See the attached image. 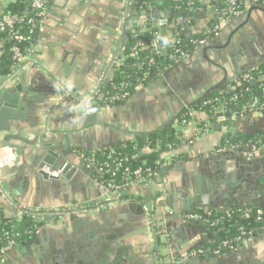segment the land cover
<instances>
[{
	"label": "crops",
	"instance_id": "crops-1",
	"mask_svg": "<svg viewBox=\"0 0 264 264\" xmlns=\"http://www.w3.org/2000/svg\"><path fill=\"white\" fill-rule=\"evenodd\" d=\"M13 1L0 0V16ZM123 2L124 0H46L44 14L36 23L32 53L33 57L41 60L42 67H19L7 80L0 75V84L4 83L3 86L10 89L11 96L19 100V109L22 110L20 116L10 121V132L20 130L28 138L36 136L37 141L34 146H25L21 156L2 170L0 220L17 218L19 209L23 206L34 208L63 203L76 205L100 197L104 192L103 183L93 170H85L86 154H98L117 143L145 137H135L134 134H145L167 122L175 114V110H179L180 105L192 102L206 88L215 84L217 79L214 76L222 72L217 64L225 68L227 75L234 74L235 64L239 62L231 61L228 47L233 44L225 46L228 35L226 32L232 31L231 28L236 25L230 24L237 19H244L246 12L212 33L209 43L219 46L217 49H210V58L214 63H208L202 56V50L197 48L198 56L195 61H189L188 65L171 75L173 68L183 58L167 71L165 75L169 76L164 78L167 87L159 86L150 91H145L146 86L139 87L119 103L100 106L95 114V122L86 125L85 114L89 113L83 109L86 105L89 107L95 103L89 96L91 90L105 72L108 71L109 75L113 69L116 29ZM257 2H261L264 7V0ZM212 3L213 9H209L206 4L193 9L194 13L203 11V16L187 13V25L182 23L177 26V19H171L164 27L165 31L168 34L178 30L190 32L199 29L200 32L195 35L206 33L211 29L212 23L216 25L223 21L222 15V18L211 22L217 14H222L216 10L218 4L214 1ZM262 15L264 16V11L260 10H255L250 15L249 21L252 20V23L255 19L263 21V27H257L254 31L257 32L255 36L244 38V41L234 39V45L240 48L244 60L249 57L245 55L247 51L251 52L250 60L257 62L264 58ZM219 32H222L220 38ZM217 37L213 42L212 39ZM1 49L0 45V55ZM59 82L65 83L69 92L62 90ZM203 119L199 114L193 123L180 129L178 119L168 125L172 126L176 134L177 145L162 154L163 157H169V162L161 166L155 181L151 182L146 178L130 180L120 189L121 194L128 197L123 201L134 199L145 210H148V205L152 206L153 222L147 217V235L141 232L137 234L142 218L130 210L117 211L106 219L90 218L84 222L82 229L75 223L79 218L67 217L60 222L44 223L43 225L58 226V229L49 228L38 245L34 242L35 235L21 241L26 244L17 257L6 260L5 264H101L102 259L105 264H130L134 260H139L137 264H149L150 257L146 256V247L139 243V238L148 241L154 252L150 264H190L183 261L189 256H196L191 253L209 238L208 224L201 218H190V215L218 208L229 210L222 205L217 208L207 207L222 202L218 200L219 193L211 176H214L218 168L226 175L234 173L235 180L227 182L233 188L244 177L255 176V172L259 170L223 151L220 148L222 135L228 132L247 137L264 131V112L256 108L233 116L228 124L224 122L207 129L201 124ZM4 125L5 122L0 117V126ZM6 132L0 129V142ZM45 144H51L59 153L66 152L67 146H70V151L62 157L65 164H70L69 171L73 169L74 174L67 180L65 187H61L59 181L45 179L35 173L36 150ZM148 151L150 149L145 147L141 153ZM259 165L264 167V162ZM46 172L49 177H58L54 169ZM201 179H204V184ZM242 190L227 192L229 195L234 194L232 202H249L244 201ZM243 206L245 205L238 207ZM93 213L86 216H93ZM197 222H201L204 228L196 225ZM107 226L112 233L121 230V238L112 242L105 240L103 236H110V233L102 231ZM258 236L259 233L250 237L254 239L248 244L244 242L246 238L243 239L244 244L239 242L234 249L237 252L235 258L206 264H241L246 261L248 264L261 263L264 259V240L255 243ZM226 252L229 253V250ZM139 255L143 260L139 259ZM198 256L203 258L205 255Z\"/></svg>",
	"mask_w": 264,
	"mask_h": 264
},
{
	"label": "trees",
	"instance_id": "trees-1",
	"mask_svg": "<svg viewBox=\"0 0 264 264\" xmlns=\"http://www.w3.org/2000/svg\"><path fill=\"white\" fill-rule=\"evenodd\" d=\"M191 1L192 5L188 4L189 0H129L128 16L124 24L125 30L120 38L124 46V51L121 55L122 60L117 66L113 67L110 74L98 85L97 92L92 98L95 104L105 106L119 103L126 98L123 95L126 94L129 97L137 88L146 86L160 76L165 75L172 66L177 65L183 59L184 55L191 54L197 48V40L206 39L208 41L213 36L211 32L194 36H185L183 32H179V36H175V32L167 34L165 29L158 25V21L161 18L147 17L144 13L151 10H163L166 12L171 9L177 10L178 8L188 11L190 6L194 8L198 6L196 1L194 3L193 0ZM253 2L254 0H220V3L215 5L216 10L223 15L222 19L229 23V21L235 19L227 10L230 4L234 9L240 10L244 14L247 7L254 4ZM4 13L23 16L24 22L17 24L15 30L29 38V41L18 42L9 38L8 29L0 31V45L2 46L0 75L3 79H6L15 70V59L13 58V52L10 50L11 47L15 45L21 51H24L30 43L35 42L38 17L34 15L30 0H14L6 7ZM29 17L36 19L33 26L25 24ZM169 21L171 20L169 19ZM214 24L212 23V27H214ZM155 35L158 36L159 44L163 43L167 46L166 50L161 53H156L151 46ZM245 75H249L251 80H245ZM251 101L254 102L252 108L264 112L261 106L264 101V64L248 69L239 76L237 81L227 83L210 92L203 101L190 108L202 115L204 119L201 124H203L206 118L214 120L218 114L223 113L216 109L217 106L222 105L225 108L224 113L229 117L226 122L228 124L232 117L241 114L243 108L248 106ZM186 112L187 110L181 114L178 118L179 121L185 118L184 114ZM176 141V134L172 126H168L150 136L117 143L101 153L86 154L84 157L91 160L94 172L100 175L103 183L107 184L113 181L122 187L125 184L123 181L125 176L123 170L125 168L133 171L137 168L145 169L149 167L157 174L161 168L160 164L163 162L161 159L162 154L175 148L177 145ZM220 144V148L223 151H226L230 146L236 149H249L254 144L258 148L259 153L262 154L264 153V131L247 137L226 132L222 135ZM145 147H148L150 151L142 154L141 151ZM117 163H120V166H117ZM105 167H108V170ZM155 176L146 179L152 182L155 181ZM120 197L121 199H128L123 194ZM147 207H149L148 212L152 215V206L148 205ZM257 209H261L264 214V207L257 208L248 205L243 207L234 206L228 211L219 208L211 209L209 211L211 215L206 219L209 238L199 244L198 248L207 253L217 249L228 251L226 246L237 243L235 239L240 236L242 231H251L253 235L260 233L264 227V216L261 220L253 217L250 219L242 217L246 210ZM200 214L204 217L205 213L200 212ZM210 223L214 224L209 225ZM36 225L37 223L30 218L21 220H16L15 218L1 219L0 248L10 238L19 243L33 237Z\"/></svg>",
	"mask_w": 264,
	"mask_h": 264
},
{
	"label": "water",
	"instance_id": "water-1",
	"mask_svg": "<svg viewBox=\"0 0 264 264\" xmlns=\"http://www.w3.org/2000/svg\"><path fill=\"white\" fill-rule=\"evenodd\" d=\"M199 4L203 3L208 5L207 7L209 9H213L214 8V4L212 3V0H202L201 2H198ZM216 4H219V1L215 2ZM263 4L261 2H257L253 5H251L248 10L245 13V18L244 19H237L235 21L232 22V24L230 25H236L235 28L232 29V31L230 32H226L228 35L226 37V44L225 46L231 45L230 47H228V51L230 52L229 55L231 56V61L234 62H239L236 65V70L234 71V74L232 75H227V72L225 70V68H223L222 66H220L219 64H217V67H221L222 72L219 74H216L214 76L215 79H217V81L215 82V84L209 86L208 88L205 89V91L195 100H193L192 102H185V105H179L181 106L178 110V108L175 110V114L164 124H162L161 126L157 127L156 129L147 132L145 134H134L135 137L137 136H150L156 132H158L159 130H161L162 128L170 125L172 122H174L175 120H177L181 114L186 110V108H190L191 106L203 101L210 92L217 90L218 88H220L221 86L227 84V83H233L235 81L238 80L239 76L243 73H245L248 69L251 68H255L258 67L262 64H264V58L259 59L257 62L250 60L249 57L251 56V52L247 51L245 55L249 56L248 59L244 60L241 52L239 51L240 48L236 47V45H234V39L236 40L237 38L241 39L242 41H244L243 39L245 38V34L247 35V33L249 32L251 34V36H255L256 33H252V20L249 21L250 19V15L252 12H255V10H260V11H264V7L262 6ZM146 14L147 17L153 16V17H159V18H169V19H174L176 21L175 24L180 25L182 23H185L187 25V23L185 22V16L187 13L189 14H193L194 11L193 9H189L188 11H184L183 9L180 10H175V9H171L168 10L166 12H164L163 10H151L149 12H144ZM195 15L197 14V16H203L204 12L200 11V12H196L194 13ZM263 16V15H262ZM264 17V16H263ZM222 18V14H217L216 17H213L211 19V22L216 21L217 19ZM165 27V26H163ZM179 29V28H177ZM248 31V32H247ZM200 32L199 29L197 30H192L190 32L188 31H183L185 36H192L195 34H198ZM171 34V33H168ZM222 35V32L218 33V37L220 38V36ZM217 38H213V42L216 41ZM255 39L254 38V42L255 43ZM211 41V39L209 40ZM205 42L204 44H201L199 46H197L198 50L199 48H201L203 54V58L205 60H207L208 63H214L212 61V59L210 58V49H217L219 46L217 44H213V43H209ZM197 48L189 55H187L181 62L179 65L175 66L173 68V72L170 73L171 75L173 73L178 72L179 68H183L186 65H188L189 61H195V58H197L198 54V50ZM213 48V49H212ZM239 51V52H238ZM237 52V53H235ZM214 71V70H212ZM215 72V71H214ZM169 75H162L159 78H157L156 80L152 81L151 83H149L148 85H146V90H151L154 89L155 87H167L164 83V78L167 79ZM6 86H2L0 88V117L2 118V120L5 122L4 126H0L1 130H5L7 131L6 134H4L2 141L0 142V148H6V149H10L14 152L15 157H20L22 154V151L24 150L25 146H34L36 144V136L33 138H28L26 136H24L20 130H16V131H11L10 132V121L13 120L14 118H16V116H20L21 111L19 109V100L15 99L11 96V92L9 91V88H5ZM144 92V90L142 91ZM170 95V92H169ZM93 105V104H92ZM88 106L86 105L85 108H87ZM84 108V109H85ZM96 119V115L95 114H85V124L89 125L92 124L93 122H95ZM249 149L246 148H241V149H236V148H228L226 150V153L229 154L232 158H235L238 161H241L243 164H251L254 166L255 169H259L258 171L255 172V176L252 175L249 176L247 175L246 177H244L240 184H238L236 187H230L229 184L227 183L228 181L232 182L235 180V174L232 173V175H226L225 172L218 168L215 171L214 176H211V180L212 182L216 185L217 187V192L219 194L218 195V200L222 201V202H217V203H212L214 205H207V207L212 206V207H221L218 205H222V207H228L229 209L232 208L233 206H239V205H248L251 207H257V208H263L264 207V167H260V162H264V154L258 153L257 155L250 157L247 155V151ZM70 151V146H67L66 152H56L53 148V146L51 144H45V145H41L37 150H36V170L35 173L40 176H42L45 179H54L56 181L60 182L61 187H65L64 185H66L67 180H69V178L72 176V174H74V170H70L69 171V167L70 164L69 163H64L65 159L62 157L64 155H66V153H68ZM64 165V166H63ZM85 166V170L90 171V169ZM167 167V166H166ZM51 170L54 169L55 172L59 171L58 173V177H49L48 172H46L47 170ZM75 169V168H74ZM68 172V173H67ZM62 175H65L64 177ZM221 181H220V179ZM102 182V180H101ZM202 184H204V179H201ZM247 184H249V186H247ZM244 190V192L241 194L242 196H244V201L245 200H249V202H239V200H237V202H232V199L234 198V194H227L228 191L230 192H234L235 190ZM242 190V191H243ZM221 198V199H220ZM52 205H72V204H52ZM195 205V204H193ZM51 206V205H49ZM37 207V206H36ZM125 210H130L132 213L136 214L137 216H140L139 218H142V222H141V228H137V234L138 233H144L145 235H147V230H148V220H147V213L145 208L143 207V205L141 203H139L138 201L134 200V199H129V200H124L116 205L111 206L108 209L105 210H99L94 212L92 215L93 216H86V217H82L79 218L78 220H76V224L79 225V228H83L84 222H86V220H90V218H94V217H102L104 219H106L108 216H113V214L117 211H125ZM198 226H201V228H204L203 224L201 222H197L195 223ZM51 227L53 228H57L58 226H52L49 224H45L42 225L38 228L37 232L35 233V245H38L41 241V239L44 238V236L46 235L47 231L49 230V228L51 229ZM104 233H110V236H103L105 238V240H110L111 242L114 241L115 239H120L121 238V234L122 231L121 230H115V233L111 232V229L109 226H107V228H103L102 230ZM101 231V232H102ZM207 231L208 228H207ZM254 238H246L244 240V242L246 244H248L249 242H253ZM247 240V241H246ZM264 240V231H261L259 233V236L255 239V243L258 241ZM243 244V240L241 241ZM139 243L140 244H144V246L146 247V256L150 257L154 254L153 250L151 249L149 242L146 240H143L142 238H139ZM26 244V242H19L18 244H16L12 249L8 250L7 252H5L0 260V264H5V261L10 259V258H16L18 255V252L21 251L22 246H24ZM238 247V244L235 246V248ZM32 250V247L30 248ZM138 250V248H136ZM36 250V247H35ZM31 252V251H30ZM226 251H219L217 253H215L214 255H212V253L206 254L203 258H201L200 256L196 255V256H189L188 258H185V260L183 261V263L189 262L190 264H196V263H200V264H206V263H213L215 261H221L224 260L226 258H235L237 256V252L234 249L229 250V253L225 254ZM150 258H149V264H150ZM139 259L141 260L142 257L139 255ZM154 259V258H152ZM143 260V259H142ZM139 260H134V261H130V264H137ZM105 262V261H104ZM103 262V259L101 260V264H105ZM153 262V261H152ZM144 263V262H143ZM254 264H257L256 262H253ZM57 264V263H54ZM59 264V263H58ZM258 264H264V259L261 260V263Z\"/></svg>",
	"mask_w": 264,
	"mask_h": 264
},
{
	"label": "built area",
	"instance_id": "built-area-1",
	"mask_svg": "<svg viewBox=\"0 0 264 264\" xmlns=\"http://www.w3.org/2000/svg\"><path fill=\"white\" fill-rule=\"evenodd\" d=\"M197 2H201L202 0H193ZM214 2H216L217 0H212ZM258 0H254V2H257ZM30 4H31V8L34 10V15L36 17L41 18V16L44 14V10H45V6H46V0H30ZM192 5V1L189 0V3ZM130 5L129 0H124L123 4H122V9L120 11V18H119V22H118V26L116 29V34H117V42H116V47H115V51L113 53L112 56V67L117 66L121 60L122 57L121 55L123 54L124 51V46L122 44L121 41V37L123 35V32L125 30L124 24H125V19L128 16V12H127V8ZM249 7V6H248ZM247 7V8H248ZM189 9H194V7L190 6ZM177 10H180L179 8ZM227 10L232 14L233 18L239 17L242 14V11L240 10H236L232 7V5L230 4L227 8ZM131 18V17H130ZM171 20V19H170ZM36 19L34 17H29L25 24L27 25H31L33 26L35 24ZM24 22V18L23 16H17V15H10L7 13H3L0 16V31H3L5 29L9 30V38H11L12 40L18 41V42H22V41H29V38L24 36V34L19 33L18 31L15 30V26L17 24L23 23ZM169 18H161L158 21V25L163 27L169 24ZM225 23H227V21L223 20L220 23H217L216 25H214V27H212L210 30L207 31V33H213L215 31H217L221 26H223ZM164 28V27H163ZM179 32L181 33L180 30L175 31V36H179ZM206 42V39H199L196 41L197 46L204 44ZM152 48L156 53H161L163 51L166 50V45L163 43H158V36L155 35L152 39ZM33 49H34V43H30L26 49L24 51H21L19 49V47L17 46H12L11 47V52H13V58L15 59V64H14V68L17 69L19 67H25V66H35L37 68H41L42 64H41V60L39 58H35L32 56L33 53ZM187 55H184L183 58H185ZM108 75V71L105 72L99 82L96 83V85H94V87L91 90V94L89 96H91L90 98H93V95L97 92V88L98 85L100 84V82H102L103 80H105V78ZM245 80H251V77H249V75H245L244 76ZM5 80V79H4ZM7 80V79H6ZM4 83L0 84V88L3 86ZM60 84V82H59ZM62 90L67 91L68 87L65 83H61L60 84ZM123 97H127L126 94L123 95ZM254 104L253 101L249 102L248 106H245L243 108V110L241 111L243 114L244 112H246L247 110L252 108V105ZM262 108L264 109V101L261 104ZM100 109V106L97 104H93L90 105L89 107L83 109L86 113L89 114H96ZM217 111L219 112H223L221 114H218L214 120H211L209 118H206L205 122L203 123V128L207 129L208 127H213L215 124H221L224 122H227V120L229 119V117L227 116V114L224 113L225 108L222 105L217 106ZM187 112L184 114L185 118H183L182 120H178V124H179V129L182 127H186L187 125H189L190 123H193L195 121V119H197V117L199 116V112L192 110L191 108H186ZM229 148H235L233 146H230ZM259 153L258 148L256 147V145H251V147L249 148V150L247 151V155L250 157H253L255 155H257ZM16 157L15 154L12 150L10 149H6V148H0V175L2 173V170L4 167L6 166H10L13 164V162L15 161ZM85 159V165L93 170L92 166H91V160L89 158H84ZM161 159L163 160L162 164H160L161 166L166 165L169 162V157H163L161 156ZM117 166H120V163L116 164ZM106 170H108V167H105ZM94 171V170H93ZM102 171V170H99ZM125 176L123 177V181L124 183L130 181V180H135V179H141V178H150L152 176L156 175V172L154 170H152L151 168L147 167L145 169L142 168H137L133 171H130L129 168H125L124 170ZM97 172V171H96ZM59 171L56 172V174H58ZM99 173V172H98ZM97 174V173H96ZM99 175V174H98ZM100 176V175H99ZM103 183V182H102ZM0 186H1V180H0ZM103 187H104V192L103 194L96 198L95 200H91V201H87V202H81L78 203L76 205H51V206H46V207H32V208H27L25 206L21 207L19 210V214L17 216V218L15 217L16 220H21L23 218H30L33 222H36V230L35 233L37 232L38 228L40 226H42L44 223H56V222H60L63 221L64 219H66L67 217H75V218H82L86 215H88L89 213H93L99 210H104L107 209L113 205H116L120 202L123 201V199H121V186H119L118 184H116L115 182L111 181L106 183H103ZM147 213V217L149 218V220H151V222H153V214L151 215L148 210H146ZM211 213L208 211L204 214V217L202 214H192L190 215V218L193 219H198L201 218L202 221L206 222V219L208 217H210ZM264 214L263 211L261 209H257V210H246L242 217L245 219H250V218H255L257 220H261L263 218ZM214 223H210L209 225H213ZM264 231V227L263 230ZM254 236L253 233L251 231H242L240 236H238L235 239V242H241L243 239L248 238V237H252ZM237 243H232L226 246V248L228 250L231 249H235V246L237 245ZM16 244H18V242H16L14 239H8L6 241V243L0 248V260L2 255L7 252L8 250L12 249ZM225 245V244H224ZM220 250H213L210 251V253H217ZM207 252L202 250V249H197L196 251L192 252L191 255H206Z\"/></svg>",
	"mask_w": 264,
	"mask_h": 264
},
{
	"label": "flooded vegetation",
	"instance_id": "flooded-vegetation-1",
	"mask_svg": "<svg viewBox=\"0 0 264 264\" xmlns=\"http://www.w3.org/2000/svg\"><path fill=\"white\" fill-rule=\"evenodd\" d=\"M203 5H204V4H203ZM252 18H253V15H252ZM173 20H174V19H173ZM253 22H254V23H252V25H253L252 33H255L254 31L257 30V27H260V28L263 27V21H262V20L258 21V20L255 19ZM233 28H234V27H232L231 30H232ZM229 31H230V30H229ZM247 32H248V31H247ZM250 36H251V34H250L249 32L247 33V35L245 34V38H246V39H247L248 37L250 38ZM251 37H252V36H251ZM199 49L201 50V48H199ZM209 253H210V252H209ZM209 253H207V254H209ZM214 254H215V253H212V255H214ZM234 264H235V263H234ZM241 264H248V263H247V261H246L245 263H244V262H243V263L241 262Z\"/></svg>",
	"mask_w": 264,
	"mask_h": 264
},
{
	"label": "rangeland",
	"instance_id": "rangeland-1",
	"mask_svg": "<svg viewBox=\"0 0 264 264\" xmlns=\"http://www.w3.org/2000/svg\"><path fill=\"white\" fill-rule=\"evenodd\" d=\"M128 12V11H127Z\"/></svg>",
	"mask_w": 264,
	"mask_h": 264
}]
</instances>
